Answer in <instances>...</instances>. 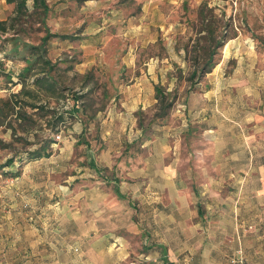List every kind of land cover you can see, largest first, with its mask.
I'll return each instance as SVG.
<instances>
[{
  "label": "rangeland",
  "instance_id": "rangeland-1",
  "mask_svg": "<svg viewBox=\"0 0 264 264\" xmlns=\"http://www.w3.org/2000/svg\"><path fill=\"white\" fill-rule=\"evenodd\" d=\"M43 1L45 11L33 8L28 0L26 15L21 16L14 5L0 1V20L7 25L0 34V64L5 72L0 74V98L18 93L16 98L31 119L24 122L25 131L14 114L0 126V188L13 173L20 174L30 159L27 153L47 138L53 140L50 149L65 147L70 152L66 173L82 179L80 185L69 187L60 203L66 206L76 192L95 187V169L89 166L99 146L95 114L105 109L111 97L119 98L114 84L130 75L126 63L114 56L106 57L104 67L82 65L83 58L95 52L90 37L95 36V22L107 19L109 2L110 9L113 4L116 10L117 24H104L112 35L119 28L123 32L108 41L104 53L112 56L121 48L133 47L138 55L131 73L136 74L147 67L143 63L157 57L163 74L155 78L154 88L159 86L173 97L172 108L162 119L155 118L157 99L137 111L141 136L124 145V151L148 155L164 149L165 164L178 166L177 178L188 183L189 202L211 226V243L219 250L218 256L212 255L216 264H230L239 249L248 264H264V0H96V5L95 0ZM156 3L164 25L155 27L149 22L153 18L137 20L141 34L145 36L146 30L150 40L140 46L132 37V26L139 16H150ZM207 29L213 30L214 41ZM61 38L62 43L57 40ZM220 38L224 44L216 45ZM44 39L55 42L54 48L47 49L46 43L38 53L28 48ZM209 49L215 50L209 59L211 68L203 67ZM48 52L52 58L46 57ZM31 63L32 72H39L37 77L49 74L56 81V91L31 86L34 76L30 74L18 82V74ZM76 101L86 116L83 122L69 114L78 109ZM35 103L44 108H30ZM52 110L66 116L59 130L52 128ZM60 190L65 193L66 188ZM135 205L141 206L138 201ZM242 211L246 220L239 221L231 234V215ZM217 224L225 226L227 234L221 236Z\"/></svg>",
  "mask_w": 264,
  "mask_h": 264
},
{
  "label": "crops",
  "instance_id": "crops-1",
  "mask_svg": "<svg viewBox=\"0 0 264 264\" xmlns=\"http://www.w3.org/2000/svg\"><path fill=\"white\" fill-rule=\"evenodd\" d=\"M105 7L107 19L95 22V36L90 37L95 52L83 58L82 65L104 67L106 57L114 56L126 63L130 75L114 84L119 98L111 97L105 109L95 114L99 123L92 166L95 187L76 192L72 202L63 206L60 201L69 187L82 181L66 173L70 152L52 148L47 156L29 159L20 174L0 188V264H216L212 255L218 256L219 250L211 243V226L189 202L188 183L177 178L178 166L165 164L164 149L148 155L124 151V145L141 136L136 113L155 102V78L163 71L157 68L158 58L151 57L143 63L146 68L131 73L138 55L133 47L121 48L112 56L104 53L108 41L123 32L122 28L115 35L108 31L104 22L117 24V17L113 4L111 9L109 2ZM151 10L150 16L141 15L136 21L153 18L151 24L163 27L157 3ZM138 21L132 26V37L144 46L150 40L146 30L145 36L141 34ZM45 43L47 49L54 48L55 42ZM48 53L46 57L52 58ZM74 107L78 109L71 116L83 122L86 116L77 101ZM245 220L243 211L231 215L229 232L235 233L237 223ZM215 229L221 236L227 234L222 224Z\"/></svg>",
  "mask_w": 264,
  "mask_h": 264
},
{
  "label": "trees",
  "instance_id": "trees-1",
  "mask_svg": "<svg viewBox=\"0 0 264 264\" xmlns=\"http://www.w3.org/2000/svg\"><path fill=\"white\" fill-rule=\"evenodd\" d=\"M6 3H13L14 4V10L16 12L17 16H21V15H26V12L29 8L28 6V1L27 0H5ZM33 2V8H37V7H42L43 11L46 10L45 4L43 0H32ZM207 28V27H204ZM203 28V29H204ZM7 30V25H6V21L5 20H0V34L6 32ZM208 30V29H207ZM209 34L211 36V39L214 41V38L212 36L213 30L209 29ZM44 43H45V39L42 41V43L40 45H28V48L31 49V51L34 52H39L40 49H44ZM216 45H222L224 44V42L222 41V38L215 40ZM215 52L214 49L212 50H208V57L205 62H204V66H207L211 68V64L213 62H211V60L209 61V59L212 58L213 53ZM42 57V56H39ZM46 62V61H44ZM47 63L50 64V60H47ZM210 64V65H209ZM209 68L205 69L204 72H208ZM32 63L28 64L27 66H25L23 68V70L18 74V82H24L25 80L28 79L29 74L31 76H34L32 83L37 85V88H42L45 89L46 91H56V81L53 80L51 78V76L49 74L43 75L42 77H37L36 75L39 72H32ZM44 71V70H43ZM42 72V71H41ZM4 70L1 67L0 64V74H4ZM46 73V72H43ZM196 71L192 74V77L195 76ZM11 81V77L9 78ZM36 87V86H35ZM24 89V88H22ZM21 92L26 93V95L30 94L32 95L33 93L28 92L22 90ZM20 92V93H21ZM19 93V94H20ZM18 93L16 94H12L11 96L7 97V98H0V126L4 124L5 119L8 116L11 115H15L16 120L18 121L19 124V128L22 129L23 131H25L27 128L25 127L24 122H27L30 119V116L28 115V113L26 112V109H24V104L22 102L21 99H17ZM155 99H157V106L159 109V113L155 114V118H164L168 115L170 109L172 108V103H173V97L169 98V94L165 93L159 86H155ZM41 104H29L30 108H36L39 110V108H44V105L40 106ZM54 116H53V121H52V128L59 130L60 124H62L63 122L66 121V116L64 115L63 111H58L55 112V110H52L51 112ZM70 115H72L71 113H69ZM45 115V114H44ZM42 115V117L44 116ZM140 127L142 128V123L140 122ZM53 143V140L51 138H47L46 141L43 142V145H41L39 148H37L34 151H31L28 154V157L30 159L32 158H38V157H42V156H47L50 152H51V145ZM7 162L3 164V166H9L10 163L12 162L11 158L9 160H6ZM89 165L93 166L94 162L93 160H89ZM19 172L16 171L15 173H13L12 175L16 176L18 175Z\"/></svg>",
  "mask_w": 264,
  "mask_h": 264
},
{
  "label": "built area",
  "instance_id": "built-area-1",
  "mask_svg": "<svg viewBox=\"0 0 264 264\" xmlns=\"http://www.w3.org/2000/svg\"><path fill=\"white\" fill-rule=\"evenodd\" d=\"M59 139V135L56 136ZM230 264H248L244 258L242 251L236 250L234 255L230 258Z\"/></svg>",
  "mask_w": 264,
  "mask_h": 264
}]
</instances>
